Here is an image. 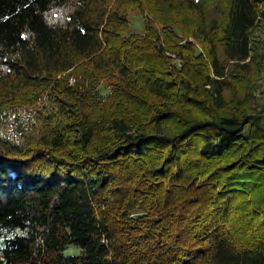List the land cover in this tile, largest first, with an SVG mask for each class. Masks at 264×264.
<instances>
[{"label": "trees", "instance_id": "1", "mask_svg": "<svg viewBox=\"0 0 264 264\" xmlns=\"http://www.w3.org/2000/svg\"><path fill=\"white\" fill-rule=\"evenodd\" d=\"M263 31L264 0H0V264H264Z\"/></svg>", "mask_w": 264, "mask_h": 264}, {"label": "rangeland", "instance_id": "2", "mask_svg": "<svg viewBox=\"0 0 264 264\" xmlns=\"http://www.w3.org/2000/svg\"><path fill=\"white\" fill-rule=\"evenodd\" d=\"M152 17L146 13L141 14L140 12L134 11L130 13V26L131 30L133 32H137L140 34L145 33L146 31V21L151 20ZM262 35V39L264 38V31ZM262 48V46H261ZM264 52V44H263V50ZM254 106L258 109V111H262L264 109V77L257 82V84L254 86ZM14 235L11 231L8 230H0V257H1V249L4 246V242L6 238H10ZM79 253V250H77L74 247H70L67 254H76Z\"/></svg>", "mask_w": 264, "mask_h": 264}]
</instances>
